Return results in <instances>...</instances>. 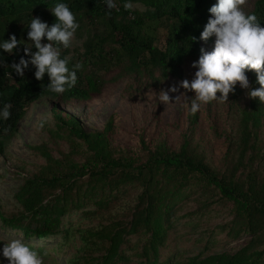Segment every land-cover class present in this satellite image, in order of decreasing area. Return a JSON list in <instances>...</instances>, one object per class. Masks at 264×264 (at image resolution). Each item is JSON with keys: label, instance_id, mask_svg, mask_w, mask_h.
<instances>
[{"label": "trees", "instance_id": "trees-1", "mask_svg": "<svg viewBox=\"0 0 264 264\" xmlns=\"http://www.w3.org/2000/svg\"><path fill=\"white\" fill-rule=\"evenodd\" d=\"M217 2L115 0L109 10L104 0H0V43L12 35L21 43L11 54L0 49V111L11 105L10 118H0V157L8 156L20 122L39 100L88 103L125 78L161 83L181 76L201 48H214V36L207 42L199 37ZM57 3L74 13L75 36L82 40L75 49L56 45L61 58L70 57V70L83 65L63 94L49 92L48 75L38 81L33 65L23 77L10 67L21 57L30 60L24 48L36 49L28 25L32 18L55 23L50 8ZM249 14L264 26V0ZM247 73L248 89L235 86L227 102L201 104L195 115L189 110V127L176 148L166 138L116 146L114 118L88 132L54 106L44 121L47 138L30 147L44 162L22 178L15 210L5 212L0 202L1 226L25 243L60 235L55 251L73 250L66 264H264V103L248 96L260 85L255 71ZM222 144L218 158L215 148ZM215 212L226 220L212 227ZM242 237L249 241L236 253L216 251L222 240ZM191 240V249L199 250L194 256L180 250ZM30 246L44 261L45 248Z\"/></svg>", "mask_w": 264, "mask_h": 264}, {"label": "clouds", "instance_id": "clouds-1", "mask_svg": "<svg viewBox=\"0 0 264 264\" xmlns=\"http://www.w3.org/2000/svg\"><path fill=\"white\" fill-rule=\"evenodd\" d=\"M247 0H218L210 7L211 17L208 19L199 39L207 42L215 37L214 48L211 52L201 48V55L193 62L192 67L198 69L194 79L180 82L179 87L187 91H193L195 98L191 100L190 113L195 115L201 104L212 101L227 102L229 93L234 92L239 83L241 88L250 87L247 71H255L259 88L251 89L248 96L252 99L259 98L264 103V26L261 25L255 14L246 13L243 6ZM107 9L117 7L115 0H104ZM131 3H125V10H132ZM56 22L49 26L40 18H32L28 27V39L34 45L36 51L30 47L24 48L26 56L30 60L20 58L19 63H12L10 67L23 77L24 70L29 64L35 67V78L43 80L48 75L50 83L47 90L55 94H63L67 88L74 87L77 81L76 70L83 65L77 63L74 70L68 67L70 57L61 58L60 48H71L75 33L79 28L74 13L66 3H57L50 8ZM110 15V11H109ZM47 43H42V40ZM196 37H191L196 41ZM21 44L15 35L0 43V49L9 54ZM179 87L173 85L167 91L162 90L159 99L164 104L171 102L169 91L177 92ZM220 93V96H217ZM180 97H176V100ZM11 105L5 104L0 111V118L7 120L11 116ZM43 125L41 124V127ZM3 257L9 264H43L40 252L22 241L13 239L5 243Z\"/></svg>", "mask_w": 264, "mask_h": 264}, {"label": "rangeland", "instance_id": "rangeland-1", "mask_svg": "<svg viewBox=\"0 0 264 264\" xmlns=\"http://www.w3.org/2000/svg\"><path fill=\"white\" fill-rule=\"evenodd\" d=\"M255 1L247 0L243 10L246 13L252 11ZM81 44L82 40L75 36L71 49L80 47ZM197 70L193 67L186 68L178 78L172 77L161 83L144 77L125 78L118 83L110 84L98 98L88 103L73 100L69 104L61 106L53 100L42 99L32 104L25 118L20 122L17 136L9 145L8 156L0 157V202L5 212H10L18 207L14 196L23 183L22 178L32 172L35 165L38 166L44 162L43 159L36 156L30 147L40 144L47 138L44 121H50V114L54 106L77 117L88 132L102 130L108 121L114 118L113 139L116 146L136 148L139 146L141 138H145L149 143L166 138L176 148L181 136L189 127L188 113L191 93H194L179 87V85L185 79L191 82ZM246 75L248 76L247 72ZM173 85L179 87V91H169L171 102L164 104L159 99L160 92L167 91ZM236 86L240 87L239 83ZM178 96L180 98L176 100ZM223 151L224 145H219L215 148V156L219 158ZM217 215L218 213L215 212L216 218L212 220V227L220 225L226 220L224 215ZM13 239H21L20 234L4 230L0 223V264H9L8 260L3 257L2 250L5 243ZM61 239L62 237L59 235L41 243L32 237L26 242L45 248L44 264H66L73 250L69 248L55 251L53 247ZM193 241L186 242L180 250H188L189 254L187 253V255L189 256L196 255L199 250L197 247L191 249ZM248 241V237H242L233 242L222 240L216 251L218 253L224 251L236 253Z\"/></svg>", "mask_w": 264, "mask_h": 264}]
</instances>
